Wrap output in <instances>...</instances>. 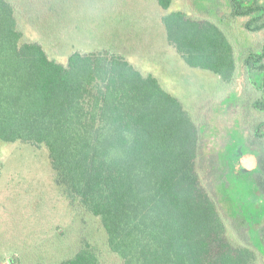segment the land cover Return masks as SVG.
Masks as SVG:
<instances>
[{
	"label": "trees",
	"instance_id": "1",
	"mask_svg": "<svg viewBox=\"0 0 264 264\" xmlns=\"http://www.w3.org/2000/svg\"><path fill=\"white\" fill-rule=\"evenodd\" d=\"M157 1L164 12L174 2ZM230 4L249 32L264 31V4ZM162 23L189 66L233 83L238 52L220 22L175 10ZM22 39L17 7L0 0V145L47 148L58 184L100 219L121 264H259L263 234L259 245L230 241L218 200L201 185L203 132L179 98L121 55L75 51L63 64L41 43ZM244 62L262 118L264 42ZM261 118L252 139L264 147ZM258 172L263 191L261 165ZM50 264L101 260L85 241L73 256Z\"/></svg>",
	"mask_w": 264,
	"mask_h": 264
},
{
	"label": "rangeland",
	"instance_id": "2",
	"mask_svg": "<svg viewBox=\"0 0 264 264\" xmlns=\"http://www.w3.org/2000/svg\"><path fill=\"white\" fill-rule=\"evenodd\" d=\"M11 1L18 10L22 40L41 43L51 58L67 64L75 51L118 54L179 98L203 132L201 185L218 200L229 222L228 239L254 246L262 233L264 241L263 220L258 225L252 218L254 211H264V190L259 187L263 193L253 197V205V177L242 169L254 168L256 160L246 158L243 167L236 161L242 152H250L264 168V147L252 139L256 119L261 118L253 107L257 94L244 66L248 53L261 50L264 31L249 32L246 18L233 16L230 0H174L165 12L157 0ZM175 10L220 22L228 31L240 62L233 83L189 66L169 44L162 16ZM85 241L94 246L101 264H121L108 246L100 219L58 184L47 148L2 143L0 264L59 262L73 256ZM259 259L264 264V254Z\"/></svg>",
	"mask_w": 264,
	"mask_h": 264
},
{
	"label": "flooded vegetation",
	"instance_id": "3",
	"mask_svg": "<svg viewBox=\"0 0 264 264\" xmlns=\"http://www.w3.org/2000/svg\"><path fill=\"white\" fill-rule=\"evenodd\" d=\"M256 151V150H255ZM258 151V150H257ZM239 153H237V155H238ZM254 157V159L256 160V165H255V167L254 168H247L246 166L245 167H243L241 164H242V162L243 163H245V161H246V158H249V157ZM259 157V156H258ZM238 163H239V165L240 166H242L243 168V170H245V172H247L248 174H251L252 175V181H253V183H251L252 185H254L255 187L253 188L254 190L252 191V193H254L255 194V197H259V196H262L261 195V193L259 192L260 191V186H259V182H258V178H259V169H260V164H259V161L257 160V157L253 154V153H250V152H248V153H241V155H238L237 156V160H236ZM253 174H255V175H253ZM255 178V179H254ZM257 178V179H256ZM253 199V197L251 198V201H252V203H253V205H254V201L252 200ZM261 208V207H260ZM261 210H263V209H261ZM257 211V212H256ZM256 211H254V214L256 213V216L255 217H252L253 218V220H255V222L258 224V225H261V223H262V220H263V222H264V211L262 212V211H259V210H256ZM261 235H262V233H261ZM261 235H259L258 234V237H257V245H259L260 243H262V241L260 240L262 237H261Z\"/></svg>",
	"mask_w": 264,
	"mask_h": 264
}]
</instances>
